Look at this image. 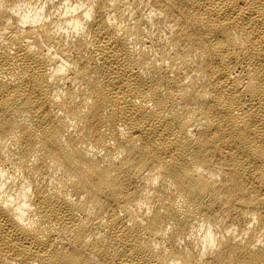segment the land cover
<instances>
[{"label": "bare ground", "instance_id": "6f19581e", "mask_svg": "<svg viewBox=\"0 0 264 264\" xmlns=\"http://www.w3.org/2000/svg\"><path fill=\"white\" fill-rule=\"evenodd\" d=\"M0 264H264V0H0Z\"/></svg>", "mask_w": 264, "mask_h": 264}]
</instances>
